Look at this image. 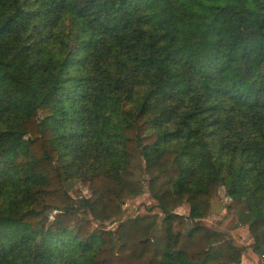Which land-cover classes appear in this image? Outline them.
I'll list each match as a JSON object with an SVG mask.
<instances>
[{"label":"trees","instance_id":"obj_1","mask_svg":"<svg viewBox=\"0 0 264 264\" xmlns=\"http://www.w3.org/2000/svg\"><path fill=\"white\" fill-rule=\"evenodd\" d=\"M243 259L264 264V0H0V264Z\"/></svg>","mask_w":264,"mask_h":264},{"label":"rangeland","instance_id":"obj_2","mask_svg":"<svg viewBox=\"0 0 264 264\" xmlns=\"http://www.w3.org/2000/svg\"><path fill=\"white\" fill-rule=\"evenodd\" d=\"M81 189L82 192L85 194V196L89 197V191L85 189L80 183H77L75 190ZM226 189L222 188L220 190V195L215 201V205L213 208V214L211 215L210 219L205 222V224L212 225V224H217L220 222L224 216L227 214V206L231 203V200L226 196ZM151 206V200L149 197V194L146 193L143 197L133 201V202H127L124 205L125 209H128L132 212L139 213L143 208ZM177 213L181 215L187 216L189 214V207H182L177 210ZM233 222L229 225L231 227ZM117 224H112V225H107L108 229L115 228ZM235 233H238L239 235L242 236L244 241L247 244H252L253 243V238L251 237L249 230L247 227H241L235 231ZM252 264V263H251Z\"/></svg>","mask_w":264,"mask_h":264},{"label":"crops","instance_id":"obj_3","mask_svg":"<svg viewBox=\"0 0 264 264\" xmlns=\"http://www.w3.org/2000/svg\"><path fill=\"white\" fill-rule=\"evenodd\" d=\"M242 264H251L248 260H246V259H243V262H242Z\"/></svg>","mask_w":264,"mask_h":264}]
</instances>
